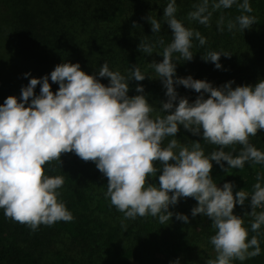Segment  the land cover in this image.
Instances as JSON below:
<instances>
[{
  "label": "clouds",
  "instance_id": "obj_1",
  "mask_svg": "<svg viewBox=\"0 0 264 264\" xmlns=\"http://www.w3.org/2000/svg\"><path fill=\"white\" fill-rule=\"evenodd\" d=\"M234 4L239 15L225 22L221 14L217 30L250 28L256 21L250 0H198L184 19L207 26L213 12ZM176 12L177 0H167L161 18L145 17L152 34L160 33L161 19L172 30L166 45L162 38L153 41L148 37L137 45L143 54L162 55V60L148 65L154 75L137 64L122 73L104 61L97 72L88 73L79 62L63 61L49 74L31 77L21 87L19 98L9 95L0 103V209L6 218L33 231L41 224L72 220L66 203L59 199L64 177L45 174L43 166L51 161L61 164L62 153L74 152L84 161H93L107 177L104 195L123 214L122 229L127 228L124 220L137 216H153L165 225L173 216L170 205L192 197L197 203L191 215L209 218L215 230L209 237L215 256L202 259V264H233L261 253L258 230L264 226V170L256 172L251 192L243 188L234 192L235 184L216 183L211 169L214 162L226 173L244 168L245 162L264 165V151L249 141L264 130V79L233 87V80L213 86L191 74L177 76L176 63L193 58V40L204 45L206 38L177 18ZM158 45L164 46L157 51ZM222 54L230 55L223 49H209L202 59L220 69ZM146 76L159 78L165 89L167 99L159 107L149 102L142 84H136L137 94L129 95V81H142ZM100 77H107L108 83ZM50 81L58 83L56 91ZM37 84L40 89L35 94ZM177 85L199 95L190 102L178 95ZM181 125L219 147L205 154L199 140L181 143L175 138ZM166 137L172 138L165 144ZM237 144L241 146L238 151L224 150ZM158 169V183L149 182ZM246 200L251 211L236 214L234 207ZM175 216L189 221L185 213ZM245 216L252 218L250 229L256 233L250 237ZM169 264H181V258Z\"/></svg>",
  "mask_w": 264,
  "mask_h": 264
},
{
  "label": "trees",
  "instance_id": "obj_2",
  "mask_svg": "<svg viewBox=\"0 0 264 264\" xmlns=\"http://www.w3.org/2000/svg\"><path fill=\"white\" fill-rule=\"evenodd\" d=\"M197 2L177 0L176 16L200 31L206 43L198 45L193 40V58L178 61L176 75L191 74L194 78L212 82L213 86L233 80V87L255 84L264 79V0H250L251 15L256 21L244 31H228L226 27L224 31L217 30L216 22L221 14L225 22L239 15L240 10L235 4L213 12L207 26L195 20L187 21L184 18ZM166 4L167 0H0V103L9 95L19 98L21 87L27 85L31 77L49 74L63 61L79 62L88 73L97 72L104 61L122 73L137 64L142 71L154 75L148 65L153 60H162V55L156 52L143 54L137 45L145 37L153 41L162 38L165 45L170 42L172 30L163 19L160 33L155 34L145 19L150 14L161 18ZM163 46L158 45L156 50ZM209 49H223L230 53L220 56V69L202 59V54ZM24 73L30 75L25 76ZM99 79L104 84L108 83L107 77ZM50 83L52 90L56 91L58 83ZM136 84L144 86L149 102L156 107L167 99L159 78L146 76L142 81L130 80L129 95L137 94ZM176 87L178 95L188 97L190 102L199 95L183 85ZM39 89L37 84L34 93L38 94ZM171 138L166 137L163 143ZM175 138L181 143L199 140L205 154L219 147L182 125ZM249 141L264 151V130L250 136ZM240 147L239 144L229 145L224 150L235 148L238 151ZM52 163L47 162L43 166L45 173ZM155 163L159 164V161ZM224 164L227 166V162ZM258 170H264V165L245 162L244 168L229 169L226 173L214 162L211 175L220 185L232 181L234 192L240 188L251 192ZM160 171L158 169L157 176L150 177L149 182L158 183ZM106 184L107 177L93 161L78 157L71 169L65 172L64 183L58 189L59 199L66 203L72 220H59L50 226L41 224L33 231L26 224L6 218L0 209V264H69L68 258L46 257L49 244L54 243L57 236L64 237L70 246L94 256L97 264H169L177 257L181 258V264H202V259L215 256L214 251L210 252L213 246L209 243V237L215 230L209 218L201 214L191 215L190 210L197 203L194 198H181L177 204L170 205L173 216L165 225L153 216H137L124 220L127 228L122 229L123 214L104 195ZM233 211L244 215L251 211V207L246 200L243 205H236ZM176 212L187 214L189 221L176 219ZM98 214H111L117 222L105 228L106 222H97ZM244 219L249 237L255 235L250 229L252 218L245 216ZM258 231L261 253L243 262L235 260L233 264H264V226Z\"/></svg>",
  "mask_w": 264,
  "mask_h": 264
},
{
  "label": "rangeland",
  "instance_id": "obj_3",
  "mask_svg": "<svg viewBox=\"0 0 264 264\" xmlns=\"http://www.w3.org/2000/svg\"><path fill=\"white\" fill-rule=\"evenodd\" d=\"M77 158L78 156L74 152L62 153L61 164L57 161H53L48 172L45 174L50 176L59 174L64 177L65 172L71 169ZM53 168L55 169L54 171L51 170ZM95 215H97V213ZM97 217V222H106L107 225L105 228H109L110 225L116 224L117 222L115 217L111 214H98ZM55 240L56 241L54 243L49 244L50 248L47 249L46 257L55 258L56 256H59L62 258H68L69 264H97L96 258L94 256L87 252L81 251L78 248L70 246L64 237L61 239V236H57ZM210 252L212 253L213 249H211ZM74 261H76V263Z\"/></svg>",
  "mask_w": 264,
  "mask_h": 264
}]
</instances>
